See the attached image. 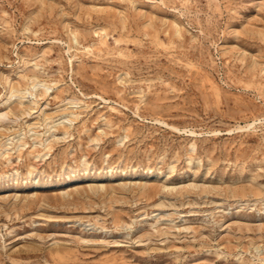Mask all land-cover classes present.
Returning a JSON list of instances; mask_svg holds the SVG:
<instances>
[{
	"label": "rangeland",
	"instance_id": "rangeland-1",
	"mask_svg": "<svg viewBox=\"0 0 264 264\" xmlns=\"http://www.w3.org/2000/svg\"><path fill=\"white\" fill-rule=\"evenodd\" d=\"M0 264H264V0H0Z\"/></svg>",
	"mask_w": 264,
	"mask_h": 264
},
{
	"label": "bare ground",
	"instance_id": "bare-ground-1",
	"mask_svg": "<svg viewBox=\"0 0 264 264\" xmlns=\"http://www.w3.org/2000/svg\"><path fill=\"white\" fill-rule=\"evenodd\" d=\"M24 78H25V76H24ZM25 79H26V78H25ZM36 85H37V84H36ZM34 87H35V86H34ZM34 87H33V88H34ZM13 94H14V93H13ZM30 94H31V93H30ZM12 96H13V95H12ZM18 98H19V97H18ZM23 98H24V97H23ZM23 98H21V99H23ZM19 99H20V98H19ZM102 99H103V98H102ZM24 100H25V99H24ZM105 100H106V99H105ZM28 101H29V100H28ZM34 102H35V101H33V103H34ZM22 103H23V100H21V104H22ZM74 106H75V104H74ZM75 107H76V106H75ZM1 117H2V116H1ZM255 123H256V122H255ZM161 124H162V123H161ZM241 128H242V127H241ZM172 129H173V128H172ZM238 129H239V128H238ZM242 129H244V128H242ZM242 129H241V130H242ZM246 129H247V128H246ZM177 131H178V130H177ZM187 131H188V130H187ZM194 133H195L194 131H193V132L190 131V134H191V135H194ZM24 145H25V144H24Z\"/></svg>",
	"mask_w": 264,
	"mask_h": 264
}]
</instances>
